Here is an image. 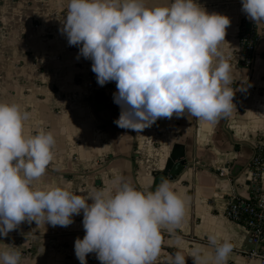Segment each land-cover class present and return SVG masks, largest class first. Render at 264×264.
I'll return each mask as SVG.
<instances>
[{
  "label": "crops",
  "instance_id": "obj_1",
  "mask_svg": "<svg viewBox=\"0 0 264 264\" xmlns=\"http://www.w3.org/2000/svg\"><path fill=\"white\" fill-rule=\"evenodd\" d=\"M149 6L168 0H146ZM208 11L228 15L225 41L219 45L232 66L230 115L215 122L191 115L159 118L142 132H131L113 121L120 107L113 102L115 81L100 86L91 60L77 58L60 31L67 11L65 0H0V102L14 103L28 117L23 132L52 131L53 159L39 188L62 187L79 195L101 188L117 176L148 190L168 160H184L181 171L167 178L185 198V214L173 232L162 229L159 261L170 253L185 256L200 246L209 256L214 249L207 236L217 233L233 244L227 264H254L246 229L225 216L231 196H248L247 164L254 146L264 148V22L254 23L241 10V0H199ZM257 32L251 65L241 64V24ZM216 61L214 60V63ZM108 106L115 113L110 115ZM225 169L228 176L219 175ZM259 184L264 188V163ZM83 213L73 223L52 226L24 221L0 237V250L21 252L20 264H80L74 253L76 237H83ZM88 264H101L95 253ZM186 264H194L191 256ZM201 264H204L202 261ZM207 264H213L211 260Z\"/></svg>",
  "mask_w": 264,
  "mask_h": 264
},
{
  "label": "clouds",
  "instance_id": "obj_2",
  "mask_svg": "<svg viewBox=\"0 0 264 264\" xmlns=\"http://www.w3.org/2000/svg\"><path fill=\"white\" fill-rule=\"evenodd\" d=\"M65 3L60 31L69 45L78 46L77 58L91 60L100 86L115 81L118 127L142 132L174 115L215 122L235 108L232 66L219 48L231 23L228 15L206 10L199 0ZM241 10L255 24L264 22V0H241ZM27 117L19 105L0 102V237L24 221L66 227L82 212L84 235L74 241L80 264H88L89 253L101 264H186L187 256L194 264H227L234 244L217 233L207 236L214 249L210 256L196 246L187 256L177 250L158 260L162 229L173 232L185 214V198L167 179L145 191L117 176L85 195L35 186L53 159L55 137L43 129L26 136ZM20 261L18 249L0 250V264ZM254 264H264V258Z\"/></svg>",
  "mask_w": 264,
  "mask_h": 264
},
{
  "label": "built area",
  "instance_id": "obj_3",
  "mask_svg": "<svg viewBox=\"0 0 264 264\" xmlns=\"http://www.w3.org/2000/svg\"><path fill=\"white\" fill-rule=\"evenodd\" d=\"M241 32V64L249 67L255 53L257 32ZM240 35V34H239ZM264 150L260 145L254 146L253 154L247 164L250 193L248 196H231L225 210V216L242 225L248 234V242L252 245L249 256L264 258V188L259 184L263 167ZM219 175L228 176L225 169Z\"/></svg>",
  "mask_w": 264,
  "mask_h": 264
},
{
  "label": "water",
  "instance_id": "obj_4",
  "mask_svg": "<svg viewBox=\"0 0 264 264\" xmlns=\"http://www.w3.org/2000/svg\"><path fill=\"white\" fill-rule=\"evenodd\" d=\"M184 164V160H178L176 162L171 159L168 160L164 170L155 176L151 187L154 189L155 186L161 181V179H167L171 176L177 175L181 171Z\"/></svg>",
  "mask_w": 264,
  "mask_h": 264
},
{
  "label": "trees",
  "instance_id": "obj_5",
  "mask_svg": "<svg viewBox=\"0 0 264 264\" xmlns=\"http://www.w3.org/2000/svg\"><path fill=\"white\" fill-rule=\"evenodd\" d=\"M252 31L254 32V30L252 29V27L250 25H247V24L243 23V24H241V28H240V32H239L240 35L239 36H241V32L242 33L243 32H251L252 33ZM107 109L109 110L110 115H113L115 113V110L111 106H108ZM263 150H264V148H263ZM262 159L264 161V155H263Z\"/></svg>",
  "mask_w": 264,
  "mask_h": 264
}]
</instances>
